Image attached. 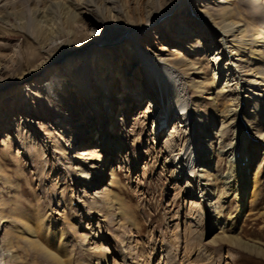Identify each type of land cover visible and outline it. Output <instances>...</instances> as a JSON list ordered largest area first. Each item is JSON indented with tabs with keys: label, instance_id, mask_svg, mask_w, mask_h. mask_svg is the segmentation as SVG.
Returning a JSON list of instances; mask_svg holds the SVG:
<instances>
[{
	"label": "rangeland",
	"instance_id": "374dc122",
	"mask_svg": "<svg viewBox=\"0 0 264 264\" xmlns=\"http://www.w3.org/2000/svg\"><path fill=\"white\" fill-rule=\"evenodd\" d=\"M143 1L117 0L111 7L115 14L126 13L139 9ZM89 2L6 0L4 6L0 7V86L7 84L0 89V102L5 104L0 115V215L37 214L47 234L46 239H43L46 236L43 234L38 243L59 258L61 264H264L263 150L248 147L249 177L254 180L255 194L250 199L247 211L241 215V201L238 204L232 190L229 192L223 184L230 171V160L237 156L240 158L239 150L234 153L236 156L231 154L233 129L223 123L227 120L224 115L208 107L210 101H204L211 98L208 92L192 98L186 89L187 83L190 86L194 85V81L203 84L210 77V58L203 61L204 74L200 78L187 75L184 78L177 76L176 80L180 97L178 108L187 105L180 112L189 109L187 123L200 121L201 132L194 126L187 129L179 127L178 130L175 123L169 124L162 131L161 141L156 142L153 140L152 123L162 118V103L156 106L152 102L149 107L148 99L141 98L137 101L139 104L129 103L123 109L125 105L115 100L117 104L113 108L109 128L115 126L113 139H119L123 149L115 151L113 155L100 151L94 145L96 143H89L90 139L81 136L87 128L80 131L84 122L78 123V132L70 133L72 125L69 126L66 121L60 123L45 107L41 111L35 102H31L32 95H26V92L29 93L26 85L35 80L31 74H27L28 70L42 57L43 46L52 47L48 55L55 58L67 37L86 30L102 31L103 26L92 21L88 12ZM192 2L196 4V0ZM143 37L149 44L141 45L144 48L139 44L140 35L130 38L140 54V60L130 70V73L134 71L132 74L136 79L132 80L131 76L127 81L117 78L115 97L131 92L139 98L138 94L143 91L141 88L147 92L146 95L150 94L151 81L142 77L141 66L148 64L146 67L154 68L150 70L154 74L163 72L152 64L148 53H156L159 43L150 34ZM113 47H103L98 55H111L119 68L124 69L126 64L123 57L115 53ZM82 51L87 53V50ZM93 55L91 53L89 59ZM97 68L95 71L93 69L92 83L99 87L103 82V69L101 66ZM52 77L49 80L45 78L47 81H41L42 84L37 83L41 84L39 88L43 86L46 92ZM64 79L70 78L61 73L56 77L55 84L59 86L66 81ZM169 82L167 78L164 84ZM137 83L142 87L137 88ZM222 87L215 82L211 91V94L220 93L217 102L220 108L228 104L231 106L229 95L224 93L221 97ZM151 91L154 94V90ZM128 106L130 110L126 113ZM64 108V111L71 112L73 123L77 121L72 108L67 104H64ZM100 117L97 125L100 124ZM60 128L63 129L62 136H59ZM83 134L89 137L88 132ZM173 134L175 141L167 143ZM198 144L207 154L205 162L209 166L203 169L206 173H201L202 176H209L208 181L201 180L200 183H205L214 195L221 194L224 201L219 208V218L214 217L213 220H210L202 200L195 193V175H188L191 167L183 170L185 175L176 174L177 163L181 159L193 158ZM86 148L100 152L103 164L111 159L110 166L115 170L114 182L117 184L110 188L117 195L116 199L122 204L126 216L117 214L116 203L112 205L110 213L102 208L98 211L92 208V198L97 190L83 192L84 185L77 177V169L86 164L79 154ZM96 167L98 169L89 171L93 182L98 179L96 173L99 164ZM105 169L103 189L110 182L109 166ZM2 227L10 234L12 225L9 222ZM14 246L12 255L18 264H56L45 254L27 248L22 242L14 243ZM0 258L2 264H6L2 246Z\"/></svg>",
	"mask_w": 264,
	"mask_h": 264
},
{
	"label": "bare ground",
	"instance_id": "6f19581e",
	"mask_svg": "<svg viewBox=\"0 0 264 264\" xmlns=\"http://www.w3.org/2000/svg\"><path fill=\"white\" fill-rule=\"evenodd\" d=\"M5 1L0 0V7ZM191 1L144 0L139 4L141 6L137 10L115 14L111 5L117 0H90L88 12L94 23L103 26L102 31L86 30L78 35L67 37L64 44L58 48L59 51L55 58L48 55L53 48L48 45L43 46L42 57L28 70L27 74H31L35 80L26 85L29 88V93L26 92V95H32L31 102H35V106H38L41 111L45 107L51 110L60 123L66 121L69 126L72 125L70 133L78 132L80 128L78 123L84 122L83 129L80 131L87 128L81 136L90 139L89 143H96L94 145H97L100 151L104 150L113 155L115 151L123 149L122 142L119 139H113L115 126L109 128L112 124L111 115L117 104L116 101L125 105L122 107L123 109L129 103L139 104L140 102L137 101L141 98L148 99L149 107L152 102L156 106H160L159 103H162L163 116L152 123V135L155 136L153 140L156 142L161 141L162 131L166 130L169 124L171 126L175 123V128L178 130H180L179 127L187 129L188 126H194L201 132L202 123L200 121L187 123L190 117L189 109L180 112L185 110L187 105L178 108L180 97L176 80L177 76L184 78L187 75H190L191 78L193 76L200 78L204 74L202 63L205 59L210 58V77L203 84L194 81V85L190 86L187 83L186 89L192 98L201 97L208 92L207 94L211 98L204 99V101H210L208 107L219 115H224L227 120L223 123L233 129L234 143L230 144V149L233 150L231 154L236 156V150H239L240 158L237 156L234 160H230L232 161L229 164L230 171L223 184L229 192L232 190L238 204L241 201L239 212L242 215L247 211L250 199L255 194L254 180L249 177L251 167L248 147H252V149L255 147L256 150L261 148L263 150L261 155L264 154V0H196V4ZM136 34L140 35V46L148 44L143 37L145 34H150L159 43L156 53L149 51L148 53L151 56L152 64L158 66L163 72L154 74L151 73L154 68L151 67V70L148 69L150 66L146 67L148 64L144 65L145 67L141 66L142 77L151 81L150 87L154 90V94H151L150 89V94L146 95L147 92L145 93L144 88H141L143 91L138 94L139 98L131 92H124L123 96L116 95L115 97L114 85L117 78L127 81L131 76L132 80L136 79L135 74H132L134 71L130 73L133 66L140 60L139 49L136 48V44L132 40L130 41V38ZM106 46H114L112 49L116 51L115 53L122 55L124 64H126L124 69L129 67L126 71L123 72L124 69L119 68L111 55L110 57L106 54L98 55ZM82 50H87V53ZM91 53H94L95 56L93 55L89 59ZM99 66L103 69L101 75L103 82L101 81L102 84L97 87L95 83H92V74L93 69L95 71ZM61 73L70 79H64L66 81L61 84L59 79L57 82L60 85L57 86L55 84L56 77ZM49 77L52 79L45 92V88L43 86L39 88V85L49 80ZM45 78L47 80H44ZM167 78L170 79V82L165 85ZM39 82L41 84L37 85ZM215 82L220 86L223 85L220 90L221 97L224 93L229 95L231 106L228 104L229 107H219L217 102L220 93L211 94ZM5 85H1L0 89ZM140 86V83H137L136 87ZM131 94L134 95L131 96ZM81 102L84 103L81 104ZM64 104L74 111L75 115L72 114V116L77 118L74 123L70 117L71 112L64 111L66 109ZM84 104H86L85 107ZM4 106L5 104L0 102V115ZM11 108L13 110V107ZM129 110L128 106L126 113ZM99 115H101L100 124L97 125ZM171 121L173 122L171 123ZM87 132L90 138L83 134ZM62 135L63 129L60 128L59 136ZM174 135L169 137L167 143L172 144L175 141ZM196 147L193 158L181 159L177 163L179 167L176 168V174L185 175L186 172L183 170L188 166L191 167L188 175L190 177L195 175V193L202 200L208 217L213 220L214 217L219 218V208L223 206L224 201L221 199V194L214 195L204 182H202L204 184L200 183L201 180L208 181L209 176H202L201 173H204L203 169L209 166L205 162L207 154L199 144ZM99 153L93 148H86L79 154L86 164L83 168L77 169V177L84 185L83 192L97 190L92 198V208L95 211L102 208L110 213L113 210L112 205L116 203L117 214L124 217L126 215L123 212V206L110 188L117 184L114 182L115 170L110 166L111 159H107L103 164ZM87 161L89 162L87 163ZM97 164L100 167L96 173L98 179L93 182L89 171L98 169ZM108 166L110 182L106 189H103L101 186L105 183V168ZM7 222L10 223V226L12 225L10 234H7L2 227ZM0 225V234L2 235L0 247L2 246L3 252H5L6 264H18L15 256L12 255L14 243L18 244V242H22L27 248L40 251L56 264H61L59 258L49 253L38 243L40 237L44 234L46 236H43V239H46L47 234L44 233L45 225L37 214L9 213L7 216L0 215ZM0 264H2L1 260Z\"/></svg>",
	"mask_w": 264,
	"mask_h": 264
}]
</instances>
